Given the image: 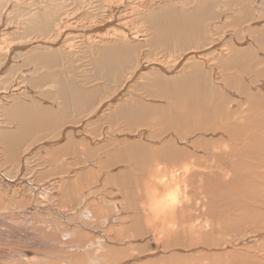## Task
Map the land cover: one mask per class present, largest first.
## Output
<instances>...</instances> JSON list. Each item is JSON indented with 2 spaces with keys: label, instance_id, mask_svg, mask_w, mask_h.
<instances>
[{
  "label": "bare ground",
  "instance_id": "obj_1",
  "mask_svg": "<svg viewBox=\"0 0 264 264\" xmlns=\"http://www.w3.org/2000/svg\"><path fill=\"white\" fill-rule=\"evenodd\" d=\"M0 3V73L29 67L20 70L19 82L0 88L3 117L0 162L2 156L10 165L18 161L17 171L21 175L32 158L43 154V148L50 149L62 140L65 142L62 151L75 143L81 145L76 162L66 157L65 152L59 163L51 161L49 155L40 160L41 164L46 162L45 174L62 169L64 176L58 177L59 181L52 178L56 181L29 187L42 191L56 184L60 186L61 179L74 177L62 182V191L59 190L69 198L70 189L84 183L77 186L84 209L82 212L81 208L76 209L81 212L83 222L106 214L101 222L107 229L103 238L105 234L111 235L112 243L124 231L135 230V235L121 238L119 247L127 246L126 255H130L121 264L131 256L138 260L145 254L129 245L139 240L136 236L140 237L142 227L164 243L165 252L173 253L149 261L264 264V107L257 98L264 91V79L254 78L255 74H264V0H0ZM219 18L226 22L225 44L223 36L218 43H213L210 37L212 20ZM9 32L14 34V40L7 39ZM160 49L172 53L171 59L160 61ZM215 52L217 57L213 56ZM73 59L87 68L79 83L64 78L60 69H52L72 66ZM211 60L221 64L218 72ZM133 63L137 68L127 73ZM144 63L151 65V69L141 66ZM44 81H51L50 85ZM260 87L261 91L257 90ZM109 88L113 92L103 93ZM136 90L140 92L134 93ZM27 95L33 99L25 100ZM8 101L14 103L5 108L3 104ZM57 116L67 122H63L62 130ZM77 116L89 118L87 129L73 131L78 127L74 118ZM91 117L94 120L90 121ZM6 121L16 130L4 127ZM98 123L109 124L105 127L107 131L101 133L100 128L97 136L93 127ZM119 123L139 129L118 133L113 125ZM111 164L114 166L110 167ZM113 167L119 170L113 172ZM108 178L115 180V184L108 186L109 194L103 186ZM0 179L15 183V178L9 175L0 174ZM88 180L95 182L89 187ZM211 200H216L212 203L217 212L208 216L205 211ZM64 218L62 222L67 221ZM139 222L138 231L135 225ZM84 224L74 226L79 231ZM64 233L69 237V233ZM239 240L243 242L240 248L218 251ZM101 242L99 239L98 243ZM93 245L89 243L87 248ZM140 247L143 248L142 244Z\"/></svg>",
  "mask_w": 264,
  "mask_h": 264
},
{
  "label": "rangeland",
  "instance_id": "obj_2",
  "mask_svg": "<svg viewBox=\"0 0 264 264\" xmlns=\"http://www.w3.org/2000/svg\"><path fill=\"white\" fill-rule=\"evenodd\" d=\"M1 8H2V3H0V9ZM2 21H4V18H3ZM225 24H226V22H222V19L221 18H219V19H213L212 20V23H211L212 32L210 34V37H211V41L213 43H218V40L222 36L223 37L221 38V40H222V42L224 41V35H226V33L224 34V32H225L224 25ZM9 27L12 30L13 26L10 25ZM12 32H14V31H12ZM12 32H9L8 33L10 35V37H8L7 39H13V40L15 39L14 38V34ZM3 39L5 41V38L4 37H3ZM9 41H12V40H7V42H9ZM12 42H15L13 44L19 43L16 40L15 41H12ZM225 43L226 42H223V44H225ZM215 45H218V44H215ZM161 52L162 53H159L158 54L160 61L161 60L162 61H168V60L171 59V56H173L172 53H168L166 50H164V51L161 50ZM213 56L217 57L216 56V52H215V54H213ZM73 60L74 61H72V66L63 65L62 67H56V68H52V69L53 70L60 69V72L62 73V75L64 76V78L68 79V77H70V79H72L75 82H78L79 83L80 82V77L84 75L83 72L86 71L87 68H83L82 67V65L80 63L81 61L79 62V60H77V62H76L75 59H73ZM210 62L216 68V72H218L220 70V68H221V64L215 62L214 60H211ZM135 64L136 63H133V66H131L127 70V73H130L134 69L137 68L138 65H135ZM146 65L147 64L144 63L141 66L146 67V69H148V68L151 69V65H149L150 67L149 66H146ZM164 67L166 68L167 66H164ZM26 68H29V67L28 66H26V67H18V68L15 67L14 70H9V69L3 70V72L0 73L1 76H2V77H0V88L1 87H5L6 88L7 86L9 88L10 86H12V83L15 84V83L19 82V80H18L19 74L18 73L21 72L20 70L26 69ZM76 69H78V70H76ZM125 76L123 78H126ZM254 78L256 80H258V79L261 80V78L264 79V74H255V77ZM12 79L15 80V82H13ZM49 82H51V81H48V82L47 81H44V84L45 85H50ZM96 82H98V81H96ZM96 82H93L91 84H95ZM119 84H120V82H119ZM128 84H130V83H127V85ZM127 85L123 88V90L124 89L125 90L127 89ZM25 86L31 88V84L30 83H26ZM101 88H103V87H101ZM114 88H115V86L112 88V90ZM50 90L53 92V88H51ZM110 90H111V88H109L108 90H105L103 93H105V92H113L114 91V90L113 91L112 90L110 91ZM257 90L261 91V87L260 88H257ZM51 91H46V92H48L50 94V93H52ZM139 92L140 91L136 90L134 93H139ZM9 93H12V92L9 91ZM261 93L262 94H260V96H258L257 98L259 99V102L262 104L261 107H264V98H263L264 97V91H261ZM24 99L25 100H28V99L29 100L30 99L32 100L33 98H30V96L27 95V98H24ZM13 103H14L13 101H8L7 103H4L3 105L6 108V107H9L10 105H12ZM1 116H2V111L0 113V119L3 118ZM57 118H58V116H57ZM74 118H75L76 121H78V124H76V125H78V127H75V129L73 131H76L77 130V132H79V131H83V130L87 129L86 125H87V122H89V118L86 119V117H84V116H77V117H74ZM70 119L71 118H69L68 121H70ZM63 120H60L59 118L57 120V121H59L58 126L61 125V127L59 128L60 130H62L63 122L64 123H67V122H65V119H63ZM91 120H94V118L91 117L90 118V121ZM7 123L8 122L6 121L5 125H3V124L2 125L4 127H7V128L9 127L12 130H16V127L14 125H12L10 127V125L8 126ZM108 124L109 123H103V124H99L98 123V124H94L93 130L94 129H97V133H94V134H97V136H98L100 132L101 133L102 132H106L107 130L105 129V127ZM12 127H14V128H12ZM100 128H102V129L99 132L98 130ZM132 128L128 124H125V123H119V124H114L113 125V130L115 132H118V133L119 132H124V133L128 134V133H131V131L132 132H135L134 131L135 126H134V129H132ZM145 128H147V127H145ZM137 129H139V127H136L135 130H137ZM93 132L94 131H92V133ZM112 134H114V133H112ZM117 139L120 140L122 138H117ZM64 140H65V138H64ZM62 142H63V140L60 141L59 143H54L52 146H50V147H52L50 149L43 148V154H41V153L38 154L37 155V157H38L37 159H33L32 158L30 160L29 167H27L28 170H26L27 169L26 168L24 170V172L21 173V175H20V173L18 174V171H17L18 170V167H19V162L18 161H17L18 163L17 162L16 163H12L11 162V165H10V162H6L5 159L2 156V160L0 162V174L1 175H9V177H14L15 179H17L16 177H18V179L17 180L14 179L15 183L14 182L13 183L12 182L10 183V182H8V181H6L4 179L3 180L0 179V186H1L0 187V212H1L0 213V264H28V263L29 264H70V263L71 264H81V263H83V264H85V263L86 264H94L96 262H97L96 264H117L118 262H120L119 264H121V260L123 258H125L127 256L130 257L129 254L126 255V252H128V247L126 246L125 249L123 247H119V243L122 242V239L123 238L130 237L131 236V233H134L135 232L134 229H133L134 231L132 229L126 230V231L123 232L122 235L120 234L118 237H114V239H113L114 242L112 243V236L111 235L105 234L106 236H104L105 238H103L104 232L107 231V229L101 226L103 224L101 222L104 221L105 218H102V217H104L106 214H102L100 216L97 215V219H96V216H95V220L94 221H96V222H94V221H85V222H83V219L80 217V214H81V212L83 211L84 208L81 205L80 197L78 199V193H79L78 190H80V187L84 183L83 184H78L77 186H80L79 188L77 186L72 187L70 189V191H72V192H71L69 198H68V195H66L64 193L63 194L60 193L62 191V189L60 187L62 185L61 184L62 182L66 181L68 178H69V181H70V180L74 179V177H70L69 176V177L66 178V180L61 179L62 181L59 182L58 185H60V186H58V187H57V184L55 186H53V188H52V186H50L48 189L51 190V193H50V191L48 189H42V191L41 190L40 191L37 190L38 193H37V191L35 189H33V186L35 188H37L36 186H39L41 184L42 185H45V183L46 184L51 183L54 179H56L58 177L61 178L60 176H62V177L64 176V172H62V174H61V170L62 169H60V171H58L59 168H58V170L52 169V172H51V170H49L48 172H46V174L44 173L45 172V167L44 166H45L46 162L43 161L42 164H44V163L45 164L42 165L41 164V161L43 159H45L46 157H48V155H49L48 158L50 160L53 159L54 160L53 162H55V163H59L58 161L60 159L62 160L63 158H65L64 152L66 154V157H68V156L72 157L75 162L78 160L79 153H80V150H81L80 147L82 148V146L81 145L79 146L77 143H75V144L72 145V147L70 145L69 148H67V151H65V150L62 151L61 150V148H62L61 146L63 144H65V142H63V143ZM68 149H71V150H68ZM48 150H50V153H49ZM67 153L68 154L71 153V154L70 155H67ZM77 155H78V157H77ZM76 157H77V159H76ZM8 163L12 167H9ZM35 163L38 164V166L36 165L38 168L34 166ZM39 165H42V166L39 167ZM13 166H14V168L17 166L14 169V170H16V174L14 173L15 171L12 169ZM112 166H114V164L113 165L112 164L110 165V167H112ZM43 167H44V169H43ZM1 168H2V170H1ZM10 169H12L13 172ZM35 169L38 171L39 174L36 173L37 171ZM38 169L41 170V171L39 172ZM116 169L119 170V167H113V172H116ZM42 170H44V171L42 172ZM55 170H56V172H55ZM9 172L12 173V174H9ZM59 172H60V174H59ZM55 173H56V175H55ZM57 173H58V176H57ZM23 174L24 175L26 174L27 176L26 175L24 176ZM36 174H37V176H36ZM54 175H55V177H54ZM25 177L27 178L26 180H25ZM52 178H54V179H52ZM59 178L56 179V180L59 181L60 180ZM111 179L112 178H108L109 181L107 180V182H104V185H103L105 189L107 187L106 190L108 191V194H109V190H110L108 188L111 186V184L112 185L115 184V182H114L115 180H113V179L111 180ZM56 180H54V181H56ZM49 181H51V182H49ZM86 182H87V185H89V187H90L92 184H94L95 180H88ZM107 183H109V184H107ZM31 184H33L32 188L29 187V186H31ZM26 186L31 189V192L29 191L30 189L27 188ZM89 187H88V189H89ZM17 188H18V190H17ZM25 189H27L28 191L25 190ZM57 189H58V192L61 189L59 193L57 192ZM74 189H75V191H74ZM105 189H104V191H105ZM34 190H35V194H34ZM1 191H2V193H1ZM14 191H15V193H14ZM19 191H20V193H19ZM47 191H48V193L50 195L47 193ZM46 193H47V195L50 198L47 195H45ZM10 195H11V197H10ZM44 195L46 197H48V199ZM106 199H107V196H106ZM108 200H109V198H108ZM67 202H69V203H67ZM72 202H74L77 207L75 205H72L73 204ZM77 202H79V203H77ZM212 202H215L216 203V200H211V203ZM46 203H47V206L44 205ZM39 204H40V206H39ZM243 204L242 203H239V205H243ZM37 205L39 206V208H42V209L40 210ZM213 205H214V203H212L211 205L208 206L210 208L207 207V211H205L206 213L204 211L203 212L205 214H208V216L214 214V212H217L216 206L214 207ZM68 207H70L72 209H70ZM80 208H81V210H80ZM99 208H100V206H99ZM76 209L77 210H80L81 212L80 211H77ZM209 209H212V210L209 211ZM57 210H59V211H57ZM51 211H52V213H51ZM73 211H74V213H73ZM60 212L63 213L62 215H64L65 218L62 215H57L58 213L61 214ZM201 212L202 211H200V213ZM2 213H4V214H2ZM76 213H77V215H76ZM97 214H99V213H97ZM238 214L239 213H237V215ZM55 216L58 219H56ZM68 216L72 217V219H70V218L68 219ZM62 218L67 219V221L68 220H71V222L70 221H68V222L67 221L62 222L63 221ZM75 218H76V220H75ZM78 219H80L81 221H78ZM73 221H75V222L72 223ZM111 221H112V219H110L109 222H111ZM79 222L85 223L84 224V227L85 228L84 227H81V228L79 227L80 230L78 231V229H77L78 226L77 225L74 226V225L76 223H79ZM212 222H214V221H212ZM34 223H35V225H34ZM63 223H66V224H63ZM70 223H71V226L69 225ZM94 223H96V224H94ZM140 223L141 222L136 223L135 227L138 224H140ZM61 224H63L66 227V230L65 229L62 230V228H63L62 226L63 225H61ZM57 225H58V227H57ZM72 225H73V227H72ZM215 225L216 224H214L213 226H215ZM75 227H76L77 230H73ZM57 228H60V229H57ZM142 228L141 229L139 228L140 229V233H138V235L140 234V237L141 236L142 237L140 238L139 236H136V238H139V240H135L133 243H131L129 245L134 246V248H135L136 251H139L140 250L139 252H141V253H144L145 252V254L142 255L141 257H139L138 260H137V258L131 256V259L130 258H129V260L126 259L127 262H125L124 264H135V263H137V264H143V263L144 264H153V263H155V264H170L169 261H149V260H153V259L155 260V258L157 259V257H163V256L164 257H167V256H170L173 253H171V252L168 251V253H170V254H168L167 251L165 252L162 249L164 243L163 242H160V239L154 237L153 236V233H150L149 230L146 229L147 231L145 232L143 230L144 228L143 229ZM137 229H138V227H136V230ZM139 229H138V231H139ZM57 230H60V232L58 231L59 232L58 233ZM67 230L70 231V232L73 231L71 233V234H73V237H72V235ZM49 231H51V232L53 231L54 233H56V236L58 235V236H60V238H58V236L56 237L54 235V233L52 234L50 232L51 234H49ZM63 231L66 232V234L69 233L70 234L69 237H68V235H65V233ZM130 231H132V232H130ZM138 231H136V232H138ZM143 231H144V233H146L145 236L142 235ZM147 233H149V234H147ZM135 234L136 233H134V235ZM54 236H55V238H54ZM96 238H97V241H96ZM99 239L102 240L101 243H98V240ZM94 240L97 243H95ZM67 241H70L68 243H70L71 245L68 244ZM88 242L89 243H93L96 246L98 245V247L100 245V247H103V248H100L99 247V249H97L98 247L95 248L94 245H93L94 247L91 246L92 248H87V245L89 244ZM73 243L74 244L76 243V244L73 245ZM141 244H142V247L143 248H141V247L139 248V246H141ZM242 244H243V242L241 240H239L235 244L233 243V244H231L229 246L227 245V246H225L223 248L218 249V251H225V252H228L229 251V252H232V250L237 249L238 247L240 248V246H243ZM77 245H78V247H77ZM137 246H138V249H137ZM70 247H71V249H70ZM134 248H132V250H130V251H133ZM193 250L194 249L189 250V251L192 252ZM64 252L69 253V254L67 255ZM147 252L148 253L150 252V253L148 254ZM163 252L165 254H163ZM179 253H181V252H179ZM205 253L208 254L209 251H205ZM210 253H212V250H210ZM206 256H208V255H206ZM210 256H208V257H210ZM91 257L94 258V259H92ZM133 258H135V259H133ZM66 262H68V263H66Z\"/></svg>",
  "mask_w": 264,
  "mask_h": 264
}]
</instances>
